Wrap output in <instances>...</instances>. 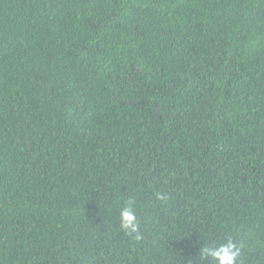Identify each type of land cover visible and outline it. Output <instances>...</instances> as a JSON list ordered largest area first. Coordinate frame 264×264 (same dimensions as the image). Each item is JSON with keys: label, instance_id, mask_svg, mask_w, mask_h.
<instances>
[{"label": "trees", "instance_id": "trees-1", "mask_svg": "<svg viewBox=\"0 0 264 264\" xmlns=\"http://www.w3.org/2000/svg\"><path fill=\"white\" fill-rule=\"evenodd\" d=\"M228 241L264 264V0H0V264Z\"/></svg>", "mask_w": 264, "mask_h": 264}, {"label": "clouds", "instance_id": "clouds-1", "mask_svg": "<svg viewBox=\"0 0 264 264\" xmlns=\"http://www.w3.org/2000/svg\"><path fill=\"white\" fill-rule=\"evenodd\" d=\"M121 228L129 234L138 231V223L136 215L131 207H125L120 213ZM139 237H137L138 239ZM203 253L210 257L216 264H237L240 249L236 247L231 241L222 244L218 247L205 248Z\"/></svg>", "mask_w": 264, "mask_h": 264}]
</instances>
